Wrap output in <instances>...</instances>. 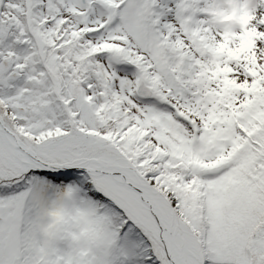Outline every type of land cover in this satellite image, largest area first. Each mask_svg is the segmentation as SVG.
I'll list each match as a JSON object with an SVG mask.
<instances>
[{
  "label": "snow or ice",
  "instance_id": "1",
  "mask_svg": "<svg viewBox=\"0 0 264 264\" xmlns=\"http://www.w3.org/2000/svg\"><path fill=\"white\" fill-rule=\"evenodd\" d=\"M0 264H264V0H0Z\"/></svg>",
  "mask_w": 264,
  "mask_h": 264
}]
</instances>
